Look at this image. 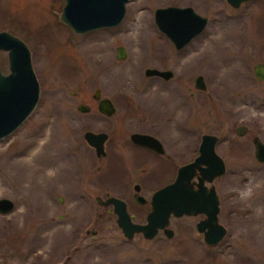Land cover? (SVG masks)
I'll return each instance as SVG.
<instances>
[{
    "label": "rangeland",
    "instance_id": "1",
    "mask_svg": "<svg viewBox=\"0 0 264 264\" xmlns=\"http://www.w3.org/2000/svg\"><path fill=\"white\" fill-rule=\"evenodd\" d=\"M64 3L0 0V30L29 47L40 86L32 112L0 138V197L15 203L0 213V264H264V162L251 141L258 135L264 142V80L253 70L264 63V0L237 8L225 0H128L120 23L84 33L60 20ZM168 5H189L208 17L182 49L154 20V10ZM118 45L124 59L116 56ZM0 57L8 72L7 52ZM146 67L174 75L146 76ZM198 74L204 91L194 87ZM96 88L114 103L112 115L98 110ZM78 103L90 110H78ZM241 124L249 128L247 149L234 132ZM157 129L220 133L226 172L214 184L227 231L219 243L207 244L190 216H171V238L161 231L127 238L110 204L96 201L106 198L112 175L84 132L119 138L115 131ZM128 210L143 222L150 203L130 199Z\"/></svg>",
    "mask_w": 264,
    "mask_h": 264
},
{
    "label": "water",
    "instance_id": "2",
    "mask_svg": "<svg viewBox=\"0 0 264 264\" xmlns=\"http://www.w3.org/2000/svg\"><path fill=\"white\" fill-rule=\"evenodd\" d=\"M128 0H65L60 20L69 25L75 32L84 33L103 27L116 26L123 19ZM232 6L238 7L245 0H227ZM154 20L158 29L163 32L174 44L176 49L184 48L194 37L206 27L208 17L196 12L192 6L168 5L157 7L154 10ZM6 51L9 71L4 72L0 57V138L16 129L21 122L32 112L38 97L40 86L31 63V53L26 43L17 35L0 30V52ZM116 56L119 59L126 57V49L122 45L116 47ZM254 75L264 80V63L257 62L253 66ZM146 76H160L170 79L174 75L171 69L146 67ZM197 89L207 88L204 76L198 74L194 79ZM93 97L98 99L97 108L105 114L111 115L116 107L107 96L101 97L100 88H96ZM77 109L88 112L90 106L78 103ZM248 127H237L239 134ZM105 131L86 130L84 138L95 148L96 155L105 154L104 142L107 139ZM132 139L140 144L152 145L157 141L153 136L142 133L132 134ZM217 136L204 134L200 144V153L191 163L179 167L177 175L171 183L158 188L150 201V210L146 214L145 222H136L127 210L126 202L114 196L105 199L96 195L99 204H112L116 214V223L124 236L133 238L135 233H142L145 238H153L160 229L167 237L174 235V229L169 226L170 217L182 215L204 214L198 220L196 228L203 233L207 244L214 245L220 242L226 234V227L219 222V197L214 184L207 186L204 181L212 182L214 178L226 172L224 158L215 151L214 144ZM254 155L257 160L264 162V142L258 135L253 138ZM200 163L205 166L200 170L197 188L191 183L195 167ZM63 197L60 196V201ZM134 202L144 204V197L138 193L134 195ZM15 207L9 197H0V213H7ZM88 232V230H87ZM96 231H93L95 233Z\"/></svg>",
    "mask_w": 264,
    "mask_h": 264
},
{
    "label": "flooded vegetation",
    "instance_id": "3",
    "mask_svg": "<svg viewBox=\"0 0 264 264\" xmlns=\"http://www.w3.org/2000/svg\"><path fill=\"white\" fill-rule=\"evenodd\" d=\"M225 1L227 5L232 6L227 0ZM248 1L249 0H245L240 5ZM199 90H202V89H199ZM193 94L194 93L191 92L192 96ZM97 101L99 100L97 99ZM241 125H245V124H241ZM237 127L235 128L234 132L238 135V138H239L238 141L239 143H242L244 145L245 149H247L248 139H246L247 137L245 136V134L248 133L249 128H247L243 132V134H239L237 131ZM106 133L108 136L104 142L105 154H102L99 156L96 155L98 158H102L105 161V164L112 175V178L110 179L111 181L109 183L111 184L110 189L107 190L105 194H106V197L114 196V197L120 198L121 200L125 201L127 210H128V201L130 199L134 201L136 187H138V193L144 197L146 202L150 203V201L152 200L153 193L158 188L174 181L179 167L184 164L193 162L195 158L199 155L200 144L202 142V136L204 134H214L217 136V139L214 144V148L217 154L220 155V151H218L217 149L218 145L220 144V133L216 134L212 132L197 131L194 134V136H190V135L184 136V135L179 134V132L175 130L172 131V130L157 129L155 131H146V130L115 131L114 133L122 134L119 138H116L115 136H113L111 131L106 132ZM134 133H142V134L151 135L157 141L150 142L152 143L151 146L137 143L132 139V134ZM255 136L256 135H254L251 138L252 143H253V138ZM231 139L228 138L227 141H230ZM179 142H185L186 145L182 150L177 151L176 146ZM90 147L93 148L95 151L94 147L92 146ZM253 147H254V143H253ZM253 154H254V151H253ZM225 165H226V161H225ZM204 166H205L204 163H200L198 166L195 167L194 175L191 178V183L195 188H197V183L199 182V176L201 172L200 169ZM216 178H214V180ZM214 180L212 182H208L205 180L204 183L207 186H210L211 184H214ZM129 187H131V189ZM216 192L218 194L217 188H216ZM218 197H219V194H218ZM219 203H220V200H219ZM110 206L112 209V204H110ZM130 215L132 216V220L136 221L134 219V214L130 213ZM182 216L197 217V220L195 221V227H196V223L198 222V220L205 217V215L202 213L196 214V215H182ZM218 218H219V213H218ZM145 220H146V217H145ZM136 222H139V221H136ZM160 231L163 232L162 229H160L158 232ZM197 232L199 231L197 230ZM199 233L203 235L202 232H199Z\"/></svg>",
    "mask_w": 264,
    "mask_h": 264
}]
</instances>
